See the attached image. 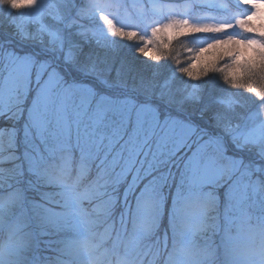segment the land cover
<instances>
[{"label":"rangeland","instance_id":"rangeland-1","mask_svg":"<svg viewBox=\"0 0 264 264\" xmlns=\"http://www.w3.org/2000/svg\"><path fill=\"white\" fill-rule=\"evenodd\" d=\"M91 2L78 0L79 4ZM45 4L47 16L54 19L42 22L37 15L38 0L37 4H32V0H0V160L18 157L10 163L0 164V171L7 174L12 170L15 174L22 167L24 175H15L13 186L16 187V181L20 180L25 187L35 188L31 192L38 199L40 193L46 194L40 201L51 205L49 211H40L36 205H30L23 215L16 209L5 216L0 224V248L4 251L0 264H19L22 256L33 255L30 250L17 253L25 233L33 231L31 226L36 220L42 223L43 219L54 217L57 210H63L69 196L92 195L93 200L85 204L91 209L100 203L97 190L115 187L119 182L121 188L134 184L136 190L140 189L124 205L125 212L130 208L127 215L132 219L138 213L150 217L159 211L152 206L154 201L162 205L161 232L167 230L169 249L179 250L190 235L186 225L200 217L203 194L212 185L202 172L205 162H198L193 157L195 146L190 151L183 137L175 136L168 130L170 125L166 127L162 118L157 119V105L162 108L171 101L175 107L182 98H187L191 87L179 76L173 78L171 61L154 65L135 55L134 44L106 35L108 30L100 22V16H109L115 22L114 26L121 30L138 26L143 32L153 21L163 22L166 16L182 8L170 0H151L147 10L143 9L140 0H127V4L125 0H102L103 13L98 11L95 19L84 21L88 40L99 37L100 45L86 43L78 34L79 27L72 29V34L60 33L63 47L58 41L54 52L62 60L67 82L54 86L48 83L47 77L37 83L35 73L30 80L29 68L22 62L26 57L32 58L31 53L40 46L41 37L47 42L50 36L46 33L60 29L61 25L56 21L63 16V3L45 0ZM109 43L111 46H105ZM180 43L173 46V54L182 57ZM81 44L84 58L78 62L76 57L80 55ZM69 52L73 55L69 56ZM72 70L78 75L73 77ZM221 94L222 86L216 78L203 82V102ZM186 107L198 112L202 104L195 103L192 98L187 100ZM243 111L236 109L237 113ZM211 115V111L207 112L205 121ZM260 117L264 120V110ZM107 126L112 138L103 132ZM244 135L249 136V146H252L264 141V127L250 124ZM71 151L83 154L87 161L85 165L76 159L67 163L63 158ZM249 159L259 158L253 155ZM130 172L133 173L132 180L124 178ZM37 175L41 182L45 181L40 190L32 182L35 178L38 180ZM141 180H144L143 184H140ZM160 184L163 195L157 193ZM142 193L144 206L137 209L136 197ZM166 205L168 210H165ZM245 207L244 215L234 207L228 208L221 190L219 207L207 214L209 225L221 218L226 230L221 234V246L209 248L215 254L214 259L219 255L221 264H260L255 252L264 246V192L251 196ZM176 214L179 221L172 229L174 218L171 216ZM113 219L115 225L121 224L116 228L123 232L120 216ZM132 219L127 225L128 230H131ZM17 223L21 224L22 231L14 229ZM211 231L212 228L197 236L199 245L208 240ZM69 233L76 235L70 228H50L47 235H64L66 238L71 236ZM47 235L43 237L47 244H41L36 250L41 264L58 255ZM104 251L101 248L95 255L101 258L100 264H111V256L102 255ZM178 259L184 264V257ZM64 260L65 264H92L91 257L84 252L78 257H64Z\"/></svg>","mask_w":264,"mask_h":264},{"label":"snow or ice","instance_id":"snow-or-ice-1","mask_svg":"<svg viewBox=\"0 0 264 264\" xmlns=\"http://www.w3.org/2000/svg\"><path fill=\"white\" fill-rule=\"evenodd\" d=\"M61 2L64 13L56 21L60 23V29L47 32L50 36L47 42L41 37L40 46L31 53L34 59L26 57L22 61L29 68L30 80L36 74L37 83L45 77L54 86L67 82L62 60L54 52L58 41L63 47L61 32L72 34V29L79 27L78 34L85 38L86 43L101 44L99 37L94 41L88 40L84 21L95 19L98 11L103 13L100 7L102 0H92L88 4H79L78 0ZM170 2L182 10L166 16L163 22L153 21L143 32L138 26L121 30L114 26L115 22L109 16L101 15L100 22L108 30L106 35L134 44L135 55L145 61L154 65L171 61L173 78L179 76L191 87L187 98H182L175 107L171 101L162 108L157 105V119L162 118L166 127L170 125L168 130L175 136L183 137L190 151L195 146L193 157L198 162H205L202 172L212 185L203 194L200 217L186 225L189 238L179 250L175 247L169 249L167 230L161 232L164 213L157 201L152 206L160 210L150 217L136 214L131 230L127 227V213L121 209L119 216L124 225L121 232L113 218L117 215L121 198L127 202L130 196H135L137 186L129 184L121 192L117 184L115 190L119 196L109 197L107 192L97 190L96 197L100 203L91 209L85 204L93 200L92 195L69 196L63 210H57L54 217L43 219V225H38L36 230L25 233L17 253L30 250L33 255L22 256L19 264H41L36 250L44 243L43 237L50 228H70L76 235L58 241L61 247L57 249V257L46 259L45 264H65L64 257H78L82 252L91 257L92 264H100L101 258L95 254L101 248L105 249L102 255L111 256V264H180L178 258L181 256L184 264H208L215 254L206 246H200L197 236L208 230L207 214L219 207L221 190L226 206L234 207L242 215L247 211L245 205L249 198L264 192V157H261L264 141L249 146V136L244 135L250 124L264 127V120L260 117L261 110H264V0ZM38 3V18L42 22L54 19L46 14L45 0H38ZM140 3L144 10L151 7V0H140ZM32 4H37V0H32ZM178 43L182 57L173 54V46ZM105 46H111V43ZM83 58L84 47L81 44L80 55L76 59L80 62ZM63 64L66 65L67 61ZM71 75L75 77L78 72L72 70ZM212 77L222 86V94L203 102V82ZM192 98H195V103L202 104L198 112L189 111L186 107L187 100ZM237 108L245 111L237 113ZM209 111L212 115L205 121V114ZM253 155L259 159H249ZM11 159L18 157L0 160V164L10 163ZM15 175L23 177V168L15 174L12 170L7 174L0 171V224L7 214L19 209L23 215L28 206L38 204L46 195L40 193L39 199L29 196V192L35 189L25 187L20 180L13 187ZM136 203L137 209L144 206L143 193L136 197ZM14 229L23 230L20 223ZM3 255L0 248V262ZM255 255L259 257L260 264H264V246Z\"/></svg>","mask_w":264,"mask_h":264},{"label":"trees","instance_id":"trees-1","mask_svg":"<svg viewBox=\"0 0 264 264\" xmlns=\"http://www.w3.org/2000/svg\"><path fill=\"white\" fill-rule=\"evenodd\" d=\"M114 91H116V90H114ZM14 126V125H13ZM109 126H107V127H105V131H103L105 134H106V137H108V138H112V136H113V134H112V132H109ZM20 134H21V132H19ZM68 157H64L63 159L65 160V161H67V163H69L70 161H72V160H74V159H76V161H81V164H83V165H85V162H87L86 160H85V156L83 155V154H81V153H77V152H73L72 153V151L71 152H69L68 154H66ZM46 163H48V162H46ZM93 167V166H92ZM92 170V169H91ZM93 170H95L94 168H93ZM132 170V169H131ZM93 172V171H92ZM45 174V173H44ZM46 175V174H45ZM140 175V174H139ZM40 176H38L37 175V178H38V180L36 181V178H35V180H33L32 182H34V184H35V186H39L40 188H38L39 190L44 186L43 184H44V182L45 181H43V182H41V180H40V178H39ZM127 178V179H130V180H132V177H133V173L132 172H130V173H128V174H125V176H124V178ZM133 182V181H132ZM143 184L144 183V180H141L140 181V184ZM120 185H122V183H120L119 182V186ZM116 186H117V184H116ZM116 186L115 187H113V186H110L109 188H107L106 190H103V191H105V192H107L108 193V196L109 197H111V196H119V194H117L116 193ZM14 187V186H13ZM123 188V187H122ZM121 187H120V189H122ZM35 189V188H34ZM37 189V188H36ZM140 190V189H139ZM139 190H136V192L137 191H139ZM158 190V191H157ZM157 193L158 194H160V195H163L162 194V188H161V184L159 185V187L157 188ZM155 193V192H154ZM29 196H31V197H35V194L33 193L32 194V192L29 194ZM155 196L158 198V200L160 201V199H159V197H158V195L155 193ZM37 198V197H36ZM133 198V197H132ZM38 199V198H37ZM99 201H100V199L99 198H97ZM128 203V201L127 202H125L124 200H123V198H121V200H120V204H119V206H118V208H117V215H119V211L121 210V209H123L124 211H125V208H124V205H126ZM185 203H187V202H185ZM49 204H45L44 202H42V201H40L39 200V203L38 204H36V208H39V210L40 211H49L48 209H51V205L50 206H48ZM162 206V205H161ZM118 209H119V211H118ZM129 210H130V208L129 209H127V211H126V213H129ZM165 210H168V207H167V205L165 206ZM171 213V212H170ZM169 213V214H170ZM170 215H172V214H170ZM172 218H174L173 219V225H172V229H174V224H176L177 223V221H179L177 218H178V216H177V214L176 215H174V216H171ZM126 219H127V222L129 223L130 221H131V217L129 216V215H126ZM119 220H121V219H119ZM222 219L221 218H219L218 220H215L214 221V223H212V225H210L209 227H208V230H210V228H212V231L211 232H209L210 234V237L208 238V240L206 239L205 241L203 240L201 243H200V246H206L208 249L209 248H216V245L217 244H219L220 246H221V243H220V240L222 239V235L221 234H223L226 230H225V228H223V224H222ZM128 223H127V225H128ZM38 225H43V222L41 223V221L40 222H38V220H36L35 222H34V226H31V228H34V229H32V230H36L37 229V226ZM119 225V227H120V223H117L116 224V226H118ZM177 225V224H176ZM179 227V226H178ZM217 229V230H216ZM178 230V229H177ZM207 230V231H208ZM67 232H65L64 234H66ZM70 234V233H69ZM51 234H49V235H47V237L48 238H50L51 240V242L53 243L52 244V246L54 247V248H56V250L59 248V247H61V245L60 244H58L57 242L58 241H61V240H63L64 238H63V236L62 235H57V236H53L52 237V235L50 236ZM71 236L73 235V233H71L70 234ZM208 235V236H209ZM45 244H47L46 242H44L43 243V245H45ZM41 247V246H40ZM43 248V247H42ZM218 248V247H217ZM210 250V249H209ZM55 253H58L57 251H55ZM217 254V253H216ZM214 263H218V264H221V263H223V262H221V260L219 259V255H217L216 256V258L213 260V263H211L210 261L208 262V264H214Z\"/></svg>","mask_w":264,"mask_h":264}]
</instances>
